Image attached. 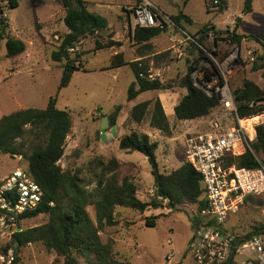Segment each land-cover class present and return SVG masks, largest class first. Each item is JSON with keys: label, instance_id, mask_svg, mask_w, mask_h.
Segmentation results:
<instances>
[{"label": "rangeland", "instance_id": "rangeland-1", "mask_svg": "<svg viewBox=\"0 0 264 264\" xmlns=\"http://www.w3.org/2000/svg\"><path fill=\"white\" fill-rule=\"evenodd\" d=\"M166 2L170 6L166 8L168 13L180 12L187 6L191 11H196L199 19L211 21L208 23L211 27H215L216 31H222L221 33L212 31L213 40L205 39L199 42L201 48L197 46L198 50L192 49L191 52H187L189 58L201 56V52L204 54L203 49L214 48V43L223 52L235 45L236 43L232 44L228 41L227 31L235 30L239 18L241 23L237 33L250 37L245 38L240 46L252 50L256 55L264 56V0H254L253 11L250 14L244 13V0H229L228 8L217 13L207 11L206 0H192L191 3L188 0H166ZM0 3L5 8L9 34L23 40L27 45V50L20 56L18 64H14V61L6 57L5 41L1 44L0 118L27 108L45 109L52 97L57 98V107L71 111L74 118V129L66 140L65 155L59 163L61 167L70 171L84 169L101 153L118 158L124 161L121 168L122 175L132 177L138 185L140 199L150 202L155 195V185L147 157L139 152L129 153L121 150L119 143L113 138L103 139L104 131L109 127L107 115L116 106L124 107L119 123L126 120L129 107L133 105L128 103L127 98L129 88L135 81V75L131 67L127 66L108 70L110 50H116L120 46L107 51L96 50V42L105 44L110 40V36L114 39L116 30L124 32L127 29L124 28L122 31V24L110 16L108 18L114 26L113 31L101 32L77 44L74 56L80 55V62L77 64L81 67V71H77L70 85L60 91L63 69L51 60L52 51L60 45L62 37L66 34L63 22L65 10L60 0L36 3L31 0H19V7L15 9L9 8V0H0ZM124 18V25L127 26L131 17L127 15ZM192 30L193 33L190 34L199 40L198 29ZM121 38L123 39L119 41L121 44L125 42L129 44L127 32H124ZM172 45L170 37L163 36L155 45L151 43L146 47H135L132 50L134 56L130 58L145 56L142 62L148 68L165 69V85H174L179 78L186 75L187 61L180 62L175 57ZM166 53L168 55L164 56ZM12 70L14 71L11 72ZM263 73L264 69H255L251 66L243 68L231 82L232 92L240 88L245 80L254 81L264 90ZM163 93L162 99L165 94L169 96L181 94L178 88ZM157 95V92L153 91L144 92L140 95L138 102L154 99ZM172 101L174 99L169 97L168 102L165 103L166 106L169 107ZM216 111L223 113L222 108ZM120 124L113 130L114 133H122ZM123 126H126V132L137 130L140 133H150L152 140L159 142L160 148L156 155L164 172L176 170L184 164L186 138L194 135V132L203 130L200 124L191 121L181 123L172 120L173 136L166 139L167 137L150 127L149 115L141 124H128L126 120ZM23 143L26 144V150L38 145V141L33 138H28ZM26 166L22 156L0 153V180L11 174L17 167ZM83 176H85L84 170ZM88 210L92 219L96 221L94 207L91 206ZM121 211L125 212L128 218L121 222L119 228L103 232L101 235L104 241L110 237L129 239L115 245L119 258L124 264H168L167 256L172 252H174L172 262L191 264V256L188 254L189 243L202 221L197 205H183L178 207V210L172 211L167 208V202H164L161 208L150 209L144 214L138 212L133 214L127 209ZM148 216H159L156 227H147L144 224V218ZM133 221L138 222L135 233L125 234L127 232L125 229H128L134 223ZM46 222L47 216L42 214L22 220L18 228L28 229ZM260 222H263L260 205L255 198H250L244 201L239 213L233 218V231L239 239L243 240ZM11 237H0V254H6L2 249L10 243ZM168 241H171V244H168ZM11 250L20 264H62L64 261L62 258L57 259L56 255L49 252L42 243L29 244L18 251ZM79 262L87 264L82 258H79Z\"/></svg>", "mask_w": 264, "mask_h": 264}, {"label": "trees", "instance_id": "trees-1", "mask_svg": "<svg viewBox=\"0 0 264 264\" xmlns=\"http://www.w3.org/2000/svg\"><path fill=\"white\" fill-rule=\"evenodd\" d=\"M31 1L36 3L45 0ZM60 2L65 10L63 22L68 32L62 37L60 45L52 51L51 60L63 68L59 86L61 91L70 85L74 74L81 71L77 64L80 62V55L74 56L77 44L88 37L110 30V26L106 17L89 11L85 0ZM208 2L209 0L207 1L209 11ZM228 4V0H222L220 11H225ZM253 5L254 0H244V13H252ZM18 7L19 0H9L10 9ZM171 17L181 27L194 23L192 18L183 12ZM240 23L239 18L235 30L227 31V39L232 44L241 45L245 38H250L237 33ZM8 27L5 8L0 3V48L5 41L6 57L14 61V64H18L20 56L27 50V45L23 40L10 35ZM210 31L222 32L207 24L198 31L199 42H203ZM163 33L165 32L158 28L136 29L133 38L137 44L146 47ZM109 39L105 44L97 41L96 50L121 46L113 36ZM71 48L75 51L71 52L69 50ZM192 49L198 50V47L191 44L187 51L191 52ZM201 53V56L194 58L196 61L204 57L205 54ZM167 55L168 53L164 54ZM190 58L187 56L186 60L190 61ZM260 58L263 63L260 66L255 65V69H264V56ZM126 65H129L135 74V81L128 91V102L135 100L144 92H164L178 88L181 94L175 106V116L180 122L207 118L222 107L218 96L208 97L194 85L190 73L179 78L174 85H165V81L151 82L139 77L141 71L149 69L147 65L144 64V67L140 68L138 62H127L122 53L112 57L110 69ZM233 95L241 118H252L264 113V90L254 81L245 80ZM123 109L122 105H118L107 116L109 129H114L118 125ZM148 115L151 128L160 131L164 137L172 138L173 128L160 99L145 101L132 107L129 111L128 124H141ZM253 120L256 123L260 118ZM73 129L74 118L71 111L59 109L57 98L54 97L50 99L45 109L27 108L0 118V153L22 156L29 174L45 192V203L36 211L22 215L18 224L22 220L42 214L47 216L45 224L13 233L10 243L2 249L3 253L7 254L11 249L18 251L29 244L42 243L49 252L56 255L57 259L64 260L62 264H80L79 258L87 264H124L115 249L116 239L110 237L104 241L101 235L103 232L119 228L121 221L125 220L122 219V209L144 214L150 209L161 208L164 202H167V208L172 211L183 205H197L200 212L207 206L206 190L200 173L185 162L176 170L162 171L156 155L159 142L137 130H131L121 136L119 147L126 152H139L147 157L155 185V195L150 202L140 199L137 183L132 177L122 175L123 162L117 158L101 154L91 160L84 169L70 171L62 168L59 163L65 155L66 140ZM28 138L37 140L38 145L26 150L23 141ZM21 139L24 140L19 142ZM251 148L244 147L240 155L227 157L225 166L255 169L260 164L264 165V123L255 127V139L251 143ZM250 198H255L258 205H261V200L256 197H248L246 201ZM91 206L95 209L96 221L89 213L88 208ZM158 220L159 216L144 218L147 227H156ZM262 231L264 223L260 222L246 239Z\"/></svg>", "mask_w": 264, "mask_h": 264}, {"label": "built area", "instance_id": "built-area-1", "mask_svg": "<svg viewBox=\"0 0 264 264\" xmlns=\"http://www.w3.org/2000/svg\"><path fill=\"white\" fill-rule=\"evenodd\" d=\"M208 3L210 12L220 11L222 0H209ZM125 10L131 16L134 30L158 28L165 33L176 34L171 40L178 59H182L186 53L180 44L187 48L191 44L201 48L195 36L153 2L142 0ZM213 38L210 31L206 39ZM214 44L215 47L209 50L202 48L205 55L199 61L196 58L187 61V73H190L194 85L208 97L218 96L223 110L222 114L215 113L197 120L196 123L203 130L186 138L184 162L202 176L207 201V206L198 212L202 221L189 243L188 254L191 264H264V231L242 240L232 227L233 218L248 197L261 200L264 223V165L260 164L255 169L225 166L227 157L240 155L244 147L252 149L255 127L264 123V113L256 123H252V120L257 117L239 116L231 82L243 68L260 66L263 60L252 50L237 44L225 52ZM69 50L75 51L74 48ZM136 62L140 68L144 67L142 60ZM165 73V69L149 68L141 71L139 77L151 82L164 81ZM44 203L45 192L26 167H17L0 180V237L12 236L19 229V218L36 211ZM173 257L174 252L167 256L168 264H176L172 262ZM0 264H18V259L11 250L7 254H0Z\"/></svg>", "mask_w": 264, "mask_h": 264}, {"label": "crops", "instance_id": "crops-1", "mask_svg": "<svg viewBox=\"0 0 264 264\" xmlns=\"http://www.w3.org/2000/svg\"><path fill=\"white\" fill-rule=\"evenodd\" d=\"M85 1L87 2L89 11H91L93 13L100 14V15L106 17L108 19V21H109L110 16H113L115 19H117L122 24V27H121L122 31H124V28L127 29L124 32H127V35H128V43L129 44H127V42H125V43L121 44V46L118 49H116V50H110L109 65H108V68L109 69L108 70H114V69H110L111 59H112V57L114 55H116L118 53H122L124 55L125 60L127 62H134V61L136 62L137 60H142L143 57H145V56H137V57H135V59L134 58L133 59L130 58V57L134 56V54L132 53V50L135 47L137 48L138 46H143V45H139V44H137L135 42V40L133 38L134 37L135 30L132 27L131 21L128 22L127 26L124 25V23H125V18L124 17L127 16V15L130 16V14L128 12H126L125 8L128 7V6H133V5L139 4L142 0H85ZM149 1L153 2L159 9H161L164 13H166V14H168L170 16H175V15H178L180 12H183L184 14L188 15L189 17H191L192 20H193V22H194L193 25H189V24H185L184 25V28L189 33H193V30H192L193 28H195V29L197 28L198 29L197 31L200 30L199 27L195 23H198V24H208L209 22H211V21L208 22V21H204V20L199 19L198 16H197L196 11L195 10L194 11H191L187 6H186L185 10H181L180 12H171V13H168L166 8L167 7L170 8V6L166 2V0H149ZM188 1H189V3L192 2V0H188ZM207 1L208 0H206V2H205L206 3V7H207ZM228 3H229V0H228ZM207 11H208V8H207ZM63 17H65V11H63ZM109 26H110V30L113 31L114 26L111 25L110 21H109ZM67 32L68 31H67V28H66L65 33H67ZM124 32H119V31L116 30V33L114 35V40H116V41H123V39L121 37L124 34ZM174 35H176V34H173V33H163L160 37L152 40L149 44H151V43H154V45L157 44V40H160L163 36H169L170 39H172V37ZM183 45L184 44H180V47H182L184 49L183 51L186 52V53H185V56L182 59H178V60H180V62L182 60L183 61L186 60V58L188 56V54H187V52H188L187 51V47L185 45L183 47ZM176 51L177 50H174V52H176ZM174 55L176 56L177 54L174 53ZM126 66L127 67H130L129 65H126ZM126 66H123V67H126ZM186 66H187V63H186ZM58 67L62 68V66L60 64H58ZM123 67H119V68H116V69H121ZM148 92H150V91H148ZM153 92H157L158 95L154 99H160V101H161V103H162V105L164 107L165 113L168 116L170 122L172 123V120H177L176 119V116H175V106L179 102L180 95L178 96L177 94L176 95L173 94L172 96H169L168 94H165V95H163V99H162L161 98V95L164 94L163 92H160V91H153ZM140 95L135 100H133L131 102H128L129 104H131V103L133 104L132 106L129 107V111L135 105H137L139 103H142V102H145V101L138 102L139 101V98H140ZM169 97H171L172 100L174 99V101H172V104H170L169 107H167L165 103L168 102V98ZM154 99H151V100H154ZM147 101H149V100H147ZM129 111H128V116L126 118L127 121H128V118H129ZM215 113H218V112L215 111L213 114H215ZM104 116H105V114H104ZM172 118H174V119H172ZM126 120L123 123H121V124L119 123V120H118V125L117 126H119V124H120V126H121L120 130L122 131V133L121 132L114 133L113 130H115V128L117 126L114 129H109V127H108L107 130L104 131V134H103L104 135L103 136L104 138L103 139L104 140H111V138H113V139H115L116 142L119 143V138L121 136H123V135H125V134H127V133L130 132V131L129 132H126V126L125 127L123 126V124H125ZM184 122H187V121H181V123H184ZM191 122L196 123L195 121H191ZM153 130H155V129H153ZM155 131H158V130H155ZM145 133L148 134V135H150L152 137V135L150 133H147V132H145ZM166 139H168V138H166ZM159 148H160V146H159ZM101 154H103V153H101ZM103 155H105V154H103ZM105 156H107V155H105ZM107 157H109V156H107ZM109 158H112V157H109ZM118 160H120V159H118ZM120 161L121 162H124L122 160H120ZM159 164H160V162H159ZM160 168H161V165H160ZM121 212H122V219L128 218V216L125 214V212H123V211H121ZM146 212H148V211H146ZM130 213H133L134 214L133 211H131ZM121 222H123V220ZM133 222L134 223L132 225H130L128 229H125L127 231L125 234H128V232H130V233L132 232V234L135 233V227L137 226L138 222H136V221H133ZM139 222L143 223L142 221H139ZM135 239H136V237H135ZM127 240H129V239L128 238H126V239H123L122 238L121 239V237H118L116 239V244H121L122 241L123 242H126ZM179 263L180 262H177L176 264H179ZM18 264H20L19 261H18Z\"/></svg>", "mask_w": 264, "mask_h": 264}, {"label": "water", "instance_id": "water-1", "mask_svg": "<svg viewBox=\"0 0 264 264\" xmlns=\"http://www.w3.org/2000/svg\"><path fill=\"white\" fill-rule=\"evenodd\" d=\"M195 24L199 27L200 30L203 29L205 27V25H206V24H198V23H195ZM261 61H262V59H261ZM22 230H23L22 228H19L18 232H20Z\"/></svg>", "mask_w": 264, "mask_h": 264}, {"label": "bare ground", "instance_id": "bare-ground-1", "mask_svg": "<svg viewBox=\"0 0 264 264\" xmlns=\"http://www.w3.org/2000/svg\"><path fill=\"white\" fill-rule=\"evenodd\" d=\"M252 123H255L254 120H252ZM248 127H249V129H250V123H248Z\"/></svg>", "mask_w": 264, "mask_h": 264}]
</instances>
